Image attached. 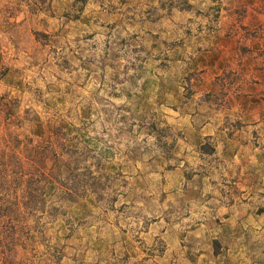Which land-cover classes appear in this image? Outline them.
<instances>
[{"label":"rangeland","instance_id":"rangeland-1","mask_svg":"<svg viewBox=\"0 0 264 264\" xmlns=\"http://www.w3.org/2000/svg\"><path fill=\"white\" fill-rule=\"evenodd\" d=\"M256 3L0 0V197L16 204L12 220L20 221L6 223L7 217H0V228L16 226L0 237L5 241L0 264L155 262L156 257L144 254L149 246L144 240V193L130 191L127 175L111 172L115 166L106 168V157L125 146L118 138L130 139L129 134L114 131L110 124L118 113L100 102L94 110L93 92L84 88L109 63L125 60L132 66L154 57L163 69L176 71L180 60L171 64L170 57L186 61L193 54L197 67L184 75L186 89L192 79L200 84V74L214 61L222 67L211 79L216 94L203 98L219 103L223 94L255 84L264 90V3L259 10ZM96 12L118 16L95 17ZM227 38L239 54L231 62L219 57ZM241 56L247 57L244 63ZM95 111L102 120L95 121ZM153 130L170 134L166 128ZM137 138L129 144L132 155L142 147ZM31 154L35 165L30 170L37 173L38 168L48 177L42 182L46 210L34 214L22 204L28 200L20 198L29 174L21 183L17 175L27 171ZM8 239L12 244H6Z\"/></svg>","mask_w":264,"mask_h":264},{"label":"crops","instance_id":"crops-1","mask_svg":"<svg viewBox=\"0 0 264 264\" xmlns=\"http://www.w3.org/2000/svg\"><path fill=\"white\" fill-rule=\"evenodd\" d=\"M226 44L219 57L231 62L239 54L229 38ZM191 56L170 57L171 64L180 60L176 71L150 57L132 66L109 63L88 79L93 109L98 102L114 108L110 126L130 138H118L125 146L106 157V168L115 166L111 172L126 174L130 191L144 193V254L156 257L153 264H264V90L255 84L223 94L219 103L203 98L216 94L211 79L222 67L214 61L200 84L192 79L186 89L184 75L197 67ZM154 126L170 134L160 136ZM136 138L142 147L132 155Z\"/></svg>","mask_w":264,"mask_h":264},{"label":"trees","instance_id":"trees-1","mask_svg":"<svg viewBox=\"0 0 264 264\" xmlns=\"http://www.w3.org/2000/svg\"><path fill=\"white\" fill-rule=\"evenodd\" d=\"M0 157H1V155H0ZM38 157H39L38 161H40V157L42 159V155H38ZM18 160H19V162H17V165H19V167L22 168L23 163L20 159H18ZM27 160H28L27 162L29 163L28 165H30L29 168L27 169L26 172H21L20 170H18L17 175L20 173L18 180L21 183L23 176L26 174H29L28 178L25 180L28 183L27 188L25 189V192L23 191V193L24 194L26 193V194L22 195L20 198L28 200V201H23L22 204L25 208L30 209V211H29L30 214H34V213H36V211H42L43 212L46 210L45 205H44V198H43V195H44L43 184L45 181H48L47 180L48 177H47V175L44 174V172H42V171L40 172L38 168H37V173H36V170H33V171L30 170V168L33 169L34 165H35V161H34L35 156L34 155H32V158L28 157ZM0 181H2L1 174H0ZM42 182H43V184H42ZM30 185H32L33 187H30ZM15 198H16V196H15ZM15 205L16 204H11L9 201H5L4 198L0 197V217H3V216L7 217L6 223H11L14 221L18 222V223L20 222V221H18L19 219L12 220V219H14V216L12 214H14L16 211L15 207H12V206H15ZM15 227L16 226L13 224L12 225L2 224V226L0 228V237H2L3 234L9 232L8 230L6 231L5 229H9L10 231L14 232ZM5 239L7 240L6 237H5ZM4 242L5 241L0 238V246H2ZM10 243H11V240L8 239L6 244H10Z\"/></svg>","mask_w":264,"mask_h":264}]
</instances>
